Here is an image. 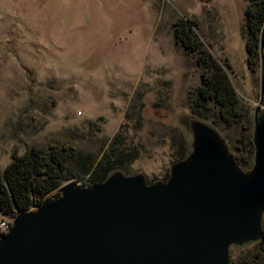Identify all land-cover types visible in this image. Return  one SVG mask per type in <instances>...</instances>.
<instances>
[{
  "label": "rangeland",
  "instance_id": "obj_1",
  "mask_svg": "<svg viewBox=\"0 0 264 264\" xmlns=\"http://www.w3.org/2000/svg\"><path fill=\"white\" fill-rule=\"evenodd\" d=\"M248 5L249 0H0V173L14 154L24 156L33 147L102 156L120 133L141 153L130 176L164 181L176 163L172 131L183 134L192 150L188 120L195 118L191 105L201 85L196 59L175 35L182 19L197 23L199 41L238 95L239 126H251L253 134L257 109L264 113L263 67L249 62ZM215 129L235 153L241 128ZM73 181L83 185L65 184ZM259 243L232 248V264L248 261Z\"/></svg>",
  "mask_w": 264,
  "mask_h": 264
},
{
  "label": "water",
  "instance_id": "obj_2",
  "mask_svg": "<svg viewBox=\"0 0 264 264\" xmlns=\"http://www.w3.org/2000/svg\"><path fill=\"white\" fill-rule=\"evenodd\" d=\"M263 92L264 77L262 102ZM259 113L249 172L213 126L189 119L192 150L167 181L115 172L91 188L65 184L59 198L13 219L0 264H232V248L264 240Z\"/></svg>",
  "mask_w": 264,
  "mask_h": 264
},
{
  "label": "trees",
  "instance_id": "obj_3",
  "mask_svg": "<svg viewBox=\"0 0 264 264\" xmlns=\"http://www.w3.org/2000/svg\"><path fill=\"white\" fill-rule=\"evenodd\" d=\"M245 25L249 62L251 65L261 63L264 77V0H249ZM197 28L196 22L184 19L175 25L178 43L196 59L202 74L191 113L214 128L230 130L240 127L236 152L233 153V148L227 144L236 164L244 171L251 170L255 152L252 127L239 126L238 95L222 65L199 41ZM171 143L175 162L183 161L190 153L186 137L174 130ZM140 154V150L129 146L120 133L102 156L83 154L70 147H50L48 151L33 147L24 156L14 154L12 163L0 173V214L14 219L19 213L42 207L59 198L58 190L72 180L82 182L81 187L86 189L105 182L115 172L130 176L131 166L139 160ZM168 179L166 176L164 181ZM259 246L258 253L243 264H264V240Z\"/></svg>",
  "mask_w": 264,
  "mask_h": 264
},
{
  "label": "built area",
  "instance_id": "obj_4",
  "mask_svg": "<svg viewBox=\"0 0 264 264\" xmlns=\"http://www.w3.org/2000/svg\"><path fill=\"white\" fill-rule=\"evenodd\" d=\"M12 221L9 217L0 214V239L11 231Z\"/></svg>",
  "mask_w": 264,
  "mask_h": 264
},
{
  "label": "clouds",
  "instance_id": "obj_5",
  "mask_svg": "<svg viewBox=\"0 0 264 264\" xmlns=\"http://www.w3.org/2000/svg\"><path fill=\"white\" fill-rule=\"evenodd\" d=\"M11 219V218H10ZM11 221L13 222V219H11Z\"/></svg>",
  "mask_w": 264,
  "mask_h": 264
}]
</instances>
